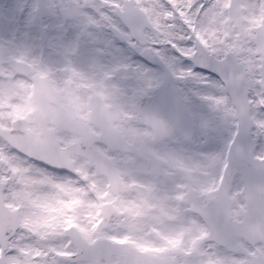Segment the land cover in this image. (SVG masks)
<instances>
[{
	"label": "snow or ice",
	"instance_id": "1",
	"mask_svg": "<svg viewBox=\"0 0 264 264\" xmlns=\"http://www.w3.org/2000/svg\"><path fill=\"white\" fill-rule=\"evenodd\" d=\"M0 264H264V0H9Z\"/></svg>",
	"mask_w": 264,
	"mask_h": 264
},
{
	"label": "flooded vegetation",
	"instance_id": "2",
	"mask_svg": "<svg viewBox=\"0 0 264 264\" xmlns=\"http://www.w3.org/2000/svg\"><path fill=\"white\" fill-rule=\"evenodd\" d=\"M9 0H0V11H6L8 8ZM150 68H154L153 66L148 65Z\"/></svg>",
	"mask_w": 264,
	"mask_h": 264
}]
</instances>
